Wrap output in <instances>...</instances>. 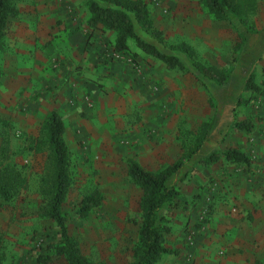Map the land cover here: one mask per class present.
<instances>
[{
  "label": "rangeland",
  "instance_id": "1",
  "mask_svg": "<svg viewBox=\"0 0 264 264\" xmlns=\"http://www.w3.org/2000/svg\"><path fill=\"white\" fill-rule=\"evenodd\" d=\"M144 1L153 26L162 32L166 42L189 44L195 51V60L204 65H229L236 34L244 32L235 20H215L199 0ZM48 2L50 0H40L43 5ZM36 3L37 0H15L19 14L7 23L0 68L13 58L7 49L14 43L12 37L19 24L29 26L27 22H43L49 15L54 17L55 25L60 24V14L52 13L47 7L37 11L32 8ZM73 7L78 11L77 18H87L84 0H76ZM61 11L63 16L68 14ZM248 21L258 32L245 34L237 61L232 64L230 81L222 88L202 85L184 56L180 58L186 70L166 69L161 60L142 52L130 39L127 45L134 53L133 60L124 58L112 50L113 32L99 29L104 37L103 57L113 56L119 66L95 78L96 90L92 97L88 92L82 94L87 110L80 114L81 123L73 131L75 137L72 138L69 130L63 132L69 183L61 212L66 216L68 235L76 241L78 253L88 264H124L131 256L141 221L140 190L127 176V161L135 160L154 170L172 164L193 145L204 123L210 124V130L200 151L202 156L236 143L246 153L249 164L225 166L220 156L214 163L203 165L196 155L184 163L171 182L177 187L184 185L186 189L188 183H200L201 189L206 183H214L213 174L221 170L222 175H232V183L243 179L246 183L261 182L264 188V0H257ZM136 30L151 41L138 25ZM56 32L55 36L60 37L61 28H56ZM61 46L57 39L50 45V52L46 49L44 52L56 58L55 52L64 51ZM249 73L253 74L257 86L253 91L244 88ZM209 99L214 107L210 106ZM25 105L26 109L28 105ZM45 112L39 109L25 121L10 114L6 116L0 109V138L5 136L9 142V155L4 162L14 164L25 179L19 195L0 209V264H67L62 255L51 254L46 247L57 244L58 228L39 208L37 184L47 150L37 144L42 139ZM243 119L252 123L248 131L230 128L234 121ZM94 189L101 192L102 198L85 217H80V199ZM198 196L196 192L186 199L178 196L163 209L165 225L169 228V232L164 233V244L177 242L187 248L180 263L231 264L222 260L225 253L220 248L209 255L210 259L214 255L215 261L206 255L211 263L201 259L199 262V256L193 257L195 251L191 248L195 247L198 231L204 229L209 209L204 200L188 223V209L192 210L199 202ZM259 224H262L260 220L256 222L257 226ZM261 242L264 243V234ZM38 255H47L49 261H36ZM245 259L242 264H253L256 259L264 264V252L247 254Z\"/></svg>",
  "mask_w": 264,
  "mask_h": 264
},
{
  "label": "trees",
  "instance_id": "2",
  "mask_svg": "<svg viewBox=\"0 0 264 264\" xmlns=\"http://www.w3.org/2000/svg\"><path fill=\"white\" fill-rule=\"evenodd\" d=\"M88 16L87 25L94 29L113 32L112 50L133 60L134 53L130 52L127 40L130 39L142 52L161 60L166 69L178 68L186 70L180 56H184L190 63L191 72L206 88L227 86L230 81L232 64L236 63L242 49L246 35L256 34L258 31L248 21V14L254 11L257 0H199V3L217 21L235 20L244 32L237 33L232 46V55L227 66L204 65L195 60L194 49L185 42L168 43L162 32L153 26L147 4L144 0H84ZM19 11L15 0H0V50L4 44V36L9 19L17 17ZM136 25L146 33L151 41L143 38L136 30ZM2 74L0 68V75ZM253 74L249 73L244 88L256 89ZM210 106L214 107L212 99ZM252 123L243 119L234 121L230 128L244 132L251 128ZM63 124L55 111L49 112L42 125V139L37 146H45L42 173L38 179L37 193L40 197L42 215L51 220L58 228L59 239L56 245L48 244L50 253L62 255L67 264H88L78 253L76 241L68 235L66 230V216L61 212V205L65 197L68 178L67 148L63 140ZM210 124H202L201 130L195 137L193 145L175 162L159 170H148L135 160L127 161V176L131 183L140 190L139 210L141 221L137 231V240L131 249V256L124 264H153L162 254H176L164 244V233L169 232L165 225L166 218L163 209L178 198V187L171 182L175 173L184 163L196 155L203 164L214 163L222 155L227 162L248 165L246 155L234 147H227L221 151H210L206 155L200 154L205 140L208 138ZM9 155V142L5 136L0 138V209L3 204L15 199L20 189L24 187L25 179L12 163L4 162ZM102 194L94 189L91 193L81 197L78 207L80 217H85L90 209L98 205ZM36 261L47 263V255H38ZM253 264H259L257 260Z\"/></svg>",
  "mask_w": 264,
  "mask_h": 264
},
{
  "label": "crops",
  "instance_id": "3",
  "mask_svg": "<svg viewBox=\"0 0 264 264\" xmlns=\"http://www.w3.org/2000/svg\"><path fill=\"white\" fill-rule=\"evenodd\" d=\"M37 1L32 8L38 11L47 7L52 13L57 12L60 14V24L55 25L54 17L49 15L43 22H27L29 26L19 24L16 27L12 37L14 43L7 49L13 58H9L1 68L0 109L6 116L10 114L25 121L39 109H44L46 114L53 110L62 121L63 132L69 130L74 138L73 131L81 123L80 114L87 110L82 102V94L88 92L92 97L96 90L95 78L102 72L109 73L119 64L113 60V56L103 57L102 32L98 28H90L86 19L80 20L76 17L78 11L73 7L76 0H50L46 5L40 4V0ZM60 11L68 14L63 16ZM58 27L61 28L60 37L55 36ZM57 39H60L61 49L64 51L60 54L55 52L57 57L54 58L52 54L44 52V49L50 52V45ZM43 44L45 48H42ZM118 76L119 74L116 75ZM18 92L21 94L18 95ZM25 103L28 105L26 109ZM239 146L236 143L232 145L243 152ZM221 159L223 165H233V162H226L223 156ZM140 165L154 170L150 165ZM213 176L216 181L206 183L201 189L200 183H188V189L184 185H178L179 196L182 198H190L193 192L199 194V202H196L192 210L188 209V223L194 218V212L202 207L204 200L209 206L207 222L204 229L196 234L195 247L191 248L195 251L193 257L196 259L199 256V262L201 259L202 262L211 263L206 255L209 257L211 251L220 248L225 253L222 260L231 264L245 263L247 254L264 252V243L261 242L264 234L263 183H246L243 179L240 183H232V175H222L221 170H217ZM224 180L226 183H221ZM259 220L262 224L257 226L256 222ZM165 245L171 249L178 248L177 253L162 254L153 264H184L180 262L183 261L187 248L177 242ZM214 257L213 255V261Z\"/></svg>",
  "mask_w": 264,
  "mask_h": 264
},
{
  "label": "built area",
  "instance_id": "4",
  "mask_svg": "<svg viewBox=\"0 0 264 264\" xmlns=\"http://www.w3.org/2000/svg\"><path fill=\"white\" fill-rule=\"evenodd\" d=\"M18 133H16V135H17Z\"/></svg>",
  "mask_w": 264,
  "mask_h": 264
}]
</instances>
